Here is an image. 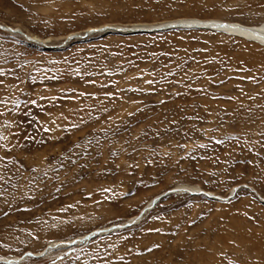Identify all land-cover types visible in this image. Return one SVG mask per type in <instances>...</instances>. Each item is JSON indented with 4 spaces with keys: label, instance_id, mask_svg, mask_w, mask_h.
Instances as JSON below:
<instances>
[{
    "label": "rangeland",
    "instance_id": "rangeland-1",
    "mask_svg": "<svg viewBox=\"0 0 264 264\" xmlns=\"http://www.w3.org/2000/svg\"><path fill=\"white\" fill-rule=\"evenodd\" d=\"M195 19L264 0H0V264H264V47L117 30Z\"/></svg>",
    "mask_w": 264,
    "mask_h": 264
},
{
    "label": "bare ground",
    "instance_id": "bare-ground-1",
    "mask_svg": "<svg viewBox=\"0 0 264 264\" xmlns=\"http://www.w3.org/2000/svg\"><path fill=\"white\" fill-rule=\"evenodd\" d=\"M174 24L175 25H178V24H182V25H197L200 28L201 27L202 28H205L204 26H206L208 29L211 28V29H215L216 31H219V32L220 31L221 32H227L230 35H233V34L234 35H238V36H240V37H242V38H244V39H246L248 41L255 42V43L261 45L262 47H264V27H248V26H245V25H242V24H239V23H230V22H223V21H217V20H208V21H203V20H199V19H195V20H182V21L173 22V23L171 22V23H164V24H160V25H155V26H152V27H143V26H134L132 28H121V27H119L117 30H120V29L121 30L150 29V28H153V27H161V26H168V25H174ZM109 27L110 26H106L105 28L106 29H109ZM105 28H101V30L102 29H105ZM139 32H141V31H139ZM253 189L254 188H252L251 190H253ZM177 190H182V192H178V193H184V192H187L188 193L189 192V193H191V195H196L195 192L202 191L199 187H192V186H187V185L179 186V189H177ZM235 190L238 191L239 189L237 188ZM199 193H197V194H199ZM207 193H209V195L211 194V196L214 195V197L217 196V195H215L213 193H210V192H207ZM214 197H213V199L217 200ZM260 198L264 200V197L263 196H260ZM222 199H224V198H222ZM222 199H219V200H222ZM154 201H155V199L153 198V200H151L147 204V206L144 208L145 210L143 209L144 211H142L139 215H137V216L129 219L127 222L128 223H132L134 221H136V223L140 222L143 219V217L148 212H150V211L153 210L152 208H154V207H151V206L154 204ZM156 203L154 204V206L157 205ZM29 254L32 255V253H29ZM43 255L44 254L35 255L34 258H37V257L39 258V257H41ZM26 258L27 257H25V259ZM21 259H23V258H20V259H18L15 262L16 263L23 262V260H21ZM4 262H6V261H4V260L1 261L0 260V263H4Z\"/></svg>",
    "mask_w": 264,
    "mask_h": 264
},
{
    "label": "water",
    "instance_id": "water-1",
    "mask_svg": "<svg viewBox=\"0 0 264 264\" xmlns=\"http://www.w3.org/2000/svg\"><path fill=\"white\" fill-rule=\"evenodd\" d=\"M180 26H185V27H194L195 26V27H198L197 25H182V24L175 25L174 24V25H168V26L153 27V28H150V29H132V30H123V31L124 32H139V31H143V32H154V31H158V30H166V29L180 27ZM204 27L207 28L206 26H204ZM98 31L101 32L103 30H98ZM98 31L88 32L84 36H80V38H84V37L90 36L93 33L98 32ZM76 37H70L69 40H72V39H74ZM177 192H182V190H176L175 189V190L168 191V192L162 194L161 196H159L158 198H156L155 201H154V204L157 201H159L160 199L166 197L167 195L172 194V193H177ZM236 192H237V190L233 191L232 194L230 195V197L228 199H222L220 197H214V196H211V195H209V194H207L206 192H203V191L200 192V193H203V194H205V195H207V196H209L211 198L214 197L216 199H222V200L227 201V200L231 199L232 197H234V195L236 194ZM195 194H197V193H195ZM154 204L151 207H154ZM135 223H136V221H134L132 223H126L125 225H122V226L121 225L120 226L118 225V226H115V227H111L109 229H105V230L93 232V233L89 234L88 236H86L83 239L75 240L74 242L70 243L69 246H73V245H75L77 243H81V242H86V241L90 240L92 237H94L96 235H99V234H105V233H110V232H112L114 230H120V229L129 228V227L133 226ZM27 256H33L34 257L35 255L27 254L25 257H27ZM25 257L23 256V259H21V260H24Z\"/></svg>",
    "mask_w": 264,
    "mask_h": 264
}]
</instances>
